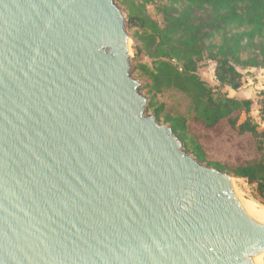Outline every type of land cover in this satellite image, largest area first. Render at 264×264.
<instances>
[{
    "label": "water",
    "instance_id": "water-1",
    "mask_svg": "<svg viewBox=\"0 0 264 264\" xmlns=\"http://www.w3.org/2000/svg\"><path fill=\"white\" fill-rule=\"evenodd\" d=\"M115 0H0V264H264V220L146 110Z\"/></svg>",
    "mask_w": 264,
    "mask_h": 264
},
{
    "label": "trees",
    "instance_id": "trees-1",
    "mask_svg": "<svg viewBox=\"0 0 264 264\" xmlns=\"http://www.w3.org/2000/svg\"><path fill=\"white\" fill-rule=\"evenodd\" d=\"M154 4L161 21L151 18L140 8L130 9L127 20L135 27L140 46L151 65L139 64V76L147 80L146 110L159 121L163 105L155 97L165 89H176L190 100L193 118L212 128L226 119L237 133H250L259 151L264 150V127L249 115L252 100L229 96L222 89L242 86L240 68L264 69V0H144ZM143 5V4H142ZM218 36L219 41L214 38ZM208 58L215 62L216 87L208 85L197 73L199 63ZM245 113L237 123V114ZM260 118L264 122V99L260 101ZM184 148L204 163L206 154L188 134L186 118L164 115ZM215 168L243 178L255 186L264 203V158L251 157L241 164Z\"/></svg>",
    "mask_w": 264,
    "mask_h": 264
},
{
    "label": "rangeland",
    "instance_id": "rangeland-1",
    "mask_svg": "<svg viewBox=\"0 0 264 264\" xmlns=\"http://www.w3.org/2000/svg\"><path fill=\"white\" fill-rule=\"evenodd\" d=\"M144 0H115L125 18V28L129 36V51L131 74L140 83V92L147 98V80L139 76V64L151 65V59L144 52H137L136 47L140 46V42L136 39V28L129 25L127 20L130 9L140 8L145 11L151 18L161 21L160 14L156 11L154 4L151 2H143ZM143 4V5H142ZM215 42L219 41V37L214 38ZM215 62L204 58L199 63L197 70L198 75L210 86L216 87L218 82L214 77ZM238 70L243 74L242 86L237 90L224 87L229 96L236 98H250L252 100L249 115L253 120L260 122L264 127V122L260 118V101L264 99V69L261 68H240ZM148 101V98H147ZM157 105H163L162 117L159 123L169 125L164 122V115L171 116L181 115L186 118L187 132L202 147L206 154L204 164L214 167L215 163L229 168L241 164L251 157H263L264 150L259 151L256 147L254 137L250 133L239 134L230 126L226 119L222 120L218 125L212 128H206L203 123L193 118V112L190 108V100L184 92L176 89H165L158 93L155 97ZM151 114V111H147ZM237 123L245 120L246 114L240 113L236 115ZM233 183V191L238 200H252L256 203L264 205L255 191V186L248 184L245 179L235 177L228 174ZM241 195V196H240ZM243 197V198H241Z\"/></svg>",
    "mask_w": 264,
    "mask_h": 264
},
{
    "label": "bare ground",
    "instance_id": "bare-ground-1",
    "mask_svg": "<svg viewBox=\"0 0 264 264\" xmlns=\"http://www.w3.org/2000/svg\"><path fill=\"white\" fill-rule=\"evenodd\" d=\"M231 184L233 185V183ZM239 203L243 206V208L249 213L251 217L258 220H264V205H261L249 199L239 200Z\"/></svg>",
    "mask_w": 264,
    "mask_h": 264
},
{
    "label": "crops",
    "instance_id": "crops-1",
    "mask_svg": "<svg viewBox=\"0 0 264 264\" xmlns=\"http://www.w3.org/2000/svg\"><path fill=\"white\" fill-rule=\"evenodd\" d=\"M262 79H263V81H264V75H263V78H262Z\"/></svg>",
    "mask_w": 264,
    "mask_h": 264
}]
</instances>
